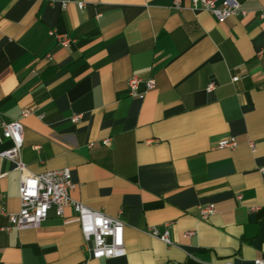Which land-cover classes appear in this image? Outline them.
I'll return each instance as SVG.
<instances>
[{
	"label": "crops",
	"instance_id": "obj_1",
	"mask_svg": "<svg viewBox=\"0 0 264 264\" xmlns=\"http://www.w3.org/2000/svg\"><path fill=\"white\" fill-rule=\"evenodd\" d=\"M62 1L0 0V120L31 110L22 119L28 171L70 167L72 198L122 219L127 253L92 258L75 211L51 208L37 228L6 231L0 214V264L264 258V0H238L249 14L224 22L191 0L182 10L174 0ZM51 29L75 42L61 46ZM132 76L142 79L137 96ZM231 137L235 148L216 146ZM3 173L0 208L17 213L21 173L0 156ZM207 204L216 210L204 220ZM166 223L172 244L149 232Z\"/></svg>",
	"mask_w": 264,
	"mask_h": 264
},
{
	"label": "built area",
	"instance_id": "obj_2",
	"mask_svg": "<svg viewBox=\"0 0 264 264\" xmlns=\"http://www.w3.org/2000/svg\"><path fill=\"white\" fill-rule=\"evenodd\" d=\"M69 1L71 0H63V6L66 7ZM79 4L81 8L84 7L83 2H79ZM173 7L182 10L184 8L182 0H174ZM191 8L194 11H209L219 22H224L234 16L245 17L249 14V10L238 0H191ZM260 16L264 18V8L260 10ZM49 33L56 37L61 46L70 47L75 42V38L67 32L51 29ZM257 55L263 56L264 49L259 50ZM48 57L51 59V55H48ZM238 79L239 76L233 77L234 81ZM141 81L142 79L138 76H132L129 79L130 95L137 96L140 94L139 84ZM146 84L147 89L150 90L156 86V80L151 78L146 81ZM215 88L216 82L213 80L208 84L207 90L212 91ZM31 113L30 109L25 108L18 119L0 120V143L5 140L11 141V146L1 150L0 156L11 160L15 169L21 173L19 186L20 209L17 213H7L3 208H0V214L7 215L9 221L3 229L10 231L13 228H37L48 218L51 208H55L56 214L62 217L65 209L71 207L79 219L81 232L85 239L84 248L89 251L92 258L124 256L127 253L124 221L101 210H94L83 202L73 199L71 191L75 188L76 183L70 167L51 169L38 174H32L28 171L21 157L25 140L22 119ZM79 117L77 114L74 115L72 121H78ZM109 141V138L103 140L104 144H108ZM216 146L218 148H235L238 146V141L235 137H231L221 140ZM251 146L254 148L255 143L251 142ZM261 171L264 176V167L261 168ZM6 174H1L0 178L5 177ZM215 210L214 204L201 205L199 206L200 217L206 220L215 213ZM170 225L171 223H166L164 231H160L157 226H152L149 232L164 242L172 244L169 231ZM195 233L194 230H188L186 234L192 236ZM224 264L233 263L227 261ZM253 264H264V258H256Z\"/></svg>",
	"mask_w": 264,
	"mask_h": 264
}]
</instances>
